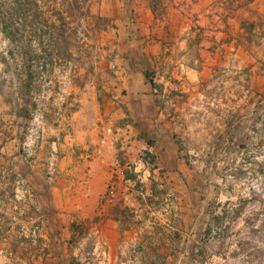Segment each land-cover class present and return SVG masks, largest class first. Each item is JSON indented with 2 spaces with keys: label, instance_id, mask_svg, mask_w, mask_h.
<instances>
[{
  "label": "crops",
  "instance_id": "0c3cea01",
  "mask_svg": "<svg viewBox=\"0 0 264 264\" xmlns=\"http://www.w3.org/2000/svg\"><path fill=\"white\" fill-rule=\"evenodd\" d=\"M30 1L15 66L0 27V264L193 263L200 206L174 194L199 157L175 134L211 130L212 81L263 83L264 0H87L94 55L74 59L54 1Z\"/></svg>",
  "mask_w": 264,
  "mask_h": 264
},
{
  "label": "rangeland",
  "instance_id": "374dc122",
  "mask_svg": "<svg viewBox=\"0 0 264 264\" xmlns=\"http://www.w3.org/2000/svg\"><path fill=\"white\" fill-rule=\"evenodd\" d=\"M15 1L0 0V14L4 13L0 27L8 35L10 67L28 54L26 40L32 22L18 21L17 14L31 12L33 3ZM53 1L50 25L54 23L57 59L68 57V45L73 59L80 53L94 55L86 51L94 43L98 24L89 15L87 0ZM38 19L46 27L42 11ZM224 80V86L211 82V117H201L204 124L211 123V130L175 134L180 150L190 157L198 155L199 161L187 162L193 179L179 181L174 196L178 204L188 202L179 199L185 194L200 206V253L189 264H264V77L259 83L244 72L230 71ZM25 119L27 135H31L33 118ZM5 121L0 117V125Z\"/></svg>",
  "mask_w": 264,
  "mask_h": 264
},
{
  "label": "built area",
  "instance_id": "2783aa9c",
  "mask_svg": "<svg viewBox=\"0 0 264 264\" xmlns=\"http://www.w3.org/2000/svg\"><path fill=\"white\" fill-rule=\"evenodd\" d=\"M51 175H52V171H50V177H49V178H51V177H52Z\"/></svg>",
  "mask_w": 264,
  "mask_h": 264
}]
</instances>
